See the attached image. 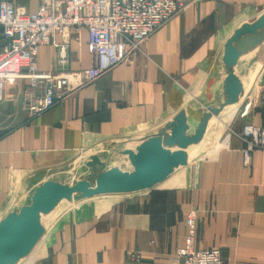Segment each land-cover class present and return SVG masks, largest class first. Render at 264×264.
I'll use <instances>...</instances> for the list:
<instances>
[{
    "label": "crops",
    "instance_id": "1",
    "mask_svg": "<svg viewBox=\"0 0 264 264\" xmlns=\"http://www.w3.org/2000/svg\"><path fill=\"white\" fill-rule=\"evenodd\" d=\"M9 1L37 12L43 0ZM185 1L187 6L153 32L141 51L94 83L59 97L41 114L31 116L22 104L31 92L29 80L5 86L0 209L43 180L64 183L66 172L80 171L84 158L97 155L85 150L101 139L140 131L156 136L180 111L192 135L209 108L222 107L211 114L198 143L185 149L162 143L171 153L186 154L178 166L183 170H173L166 181L172 186L69 210L21 264H177L174 257L186 244L192 210L196 249L218 247L227 264H264V150L253 151L246 164L244 143L229 132L247 123L264 126V36L241 39L233 69L244 90L228 105L229 70L223 61L226 40L243 22L253 23L264 13V0ZM62 42L65 59L57 46ZM91 63L84 29L56 36L38 53L41 72L76 71Z\"/></svg>",
    "mask_w": 264,
    "mask_h": 264
},
{
    "label": "built area",
    "instance_id": "2",
    "mask_svg": "<svg viewBox=\"0 0 264 264\" xmlns=\"http://www.w3.org/2000/svg\"><path fill=\"white\" fill-rule=\"evenodd\" d=\"M186 7L184 0H43L37 12H29L9 0H0V100L5 86L17 79L29 80L31 92L22 100L31 116L41 114L65 96L141 51L144 42L160 26ZM88 33L92 63L76 71L41 72L39 49L56 36ZM62 59L65 42L57 44ZM264 109V101H263ZM235 134L244 143L245 163L255 150H264V126L247 123ZM197 213L187 215L189 234L174 257L177 264H227L218 247L196 249ZM138 258L139 255H133Z\"/></svg>",
    "mask_w": 264,
    "mask_h": 264
},
{
    "label": "water",
    "instance_id": "3",
    "mask_svg": "<svg viewBox=\"0 0 264 264\" xmlns=\"http://www.w3.org/2000/svg\"><path fill=\"white\" fill-rule=\"evenodd\" d=\"M246 35L251 38L258 35L259 37L264 36V13L253 23L243 22L225 42L223 61L229 71L225 78V90L228 98L224 105L237 102L244 90L243 83L239 76L235 74L233 66L237 64L241 54V39ZM221 109L222 107L209 108L199 127L192 135H187L186 114L185 111H180L172 122L168 123L164 129L153 137V143L156 141L160 145L165 156L159 157L154 153L153 143L150 150L145 149L135 155V171L131 175L124 176L128 187L123 190L128 193L144 191L158 186L162 187L163 185L172 186L173 182L166 181L175 167L186 162V154L183 151L171 153L163 148L162 143L170 147L178 146L181 149H185L193 143H198L204 135L211 114L218 115ZM169 129L170 131L167 132ZM116 185L113 186L114 191H117ZM76 186L78 189H85L86 184L78 183ZM71 190L63 183L48 181L45 187L35 195L34 214L20 216L16 221L12 220L13 223L10 221L7 225L0 227V264H15L20 258L27 255L43 235L44 229L39 225L37 213L41 202L44 201L43 207L47 211L64 199Z\"/></svg>",
    "mask_w": 264,
    "mask_h": 264
},
{
    "label": "rangeland",
    "instance_id": "4",
    "mask_svg": "<svg viewBox=\"0 0 264 264\" xmlns=\"http://www.w3.org/2000/svg\"><path fill=\"white\" fill-rule=\"evenodd\" d=\"M185 3L187 6L186 1ZM153 137L154 136L149 135L145 136V133L140 131L121 138L101 139L97 142V145L85 150L86 155H89L90 152H95L97 155L84 158L83 162L80 164V171L75 170L73 173L71 171L73 169H70L69 172H66L63 184L66 185L68 189L70 188L72 190L64 199L60 200L47 211L43 207L44 201L41 202L37 209V213L39 216V225L44 229L43 235L31 250H29L27 255L20 258L15 264H21L26 261V259H29V255L43 245L48 230L51 231L57 219L69 210L76 209L83 203L97 202L106 204L113 199H119L125 195L136 193H127L123 190L128 187V183L124 179V176L131 175L135 171V155L145 149L147 151L150 150L154 140ZM153 147L157 148L156 146ZM90 148L92 149L91 151H89ZM175 169L176 173H180L183 167L180 166ZM48 181L54 180H43L32 190L26 192H22L21 190L20 194L13 195L0 209V227L7 225L10 221L12 222V220L16 221L20 216L34 214L35 195L45 187ZM78 183H85V189H78L76 186ZM114 185L117 186V191L113 190ZM146 191L148 190H144L143 192ZM143 192L140 193L142 194Z\"/></svg>",
    "mask_w": 264,
    "mask_h": 264
},
{
    "label": "bare ground",
    "instance_id": "5",
    "mask_svg": "<svg viewBox=\"0 0 264 264\" xmlns=\"http://www.w3.org/2000/svg\"><path fill=\"white\" fill-rule=\"evenodd\" d=\"M153 146L157 147V148L153 147V151H154V153H156V155H158L159 157L165 156L164 150L160 147V145H158V143L156 141H154Z\"/></svg>",
    "mask_w": 264,
    "mask_h": 264
}]
</instances>
